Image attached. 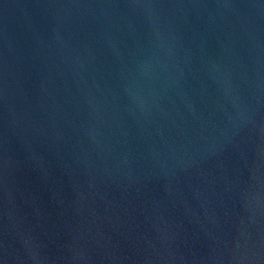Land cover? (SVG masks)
Wrapping results in <instances>:
<instances>
[{
    "label": "water",
    "instance_id": "1",
    "mask_svg": "<svg viewBox=\"0 0 264 264\" xmlns=\"http://www.w3.org/2000/svg\"><path fill=\"white\" fill-rule=\"evenodd\" d=\"M0 264H264V0H0Z\"/></svg>",
    "mask_w": 264,
    "mask_h": 264
}]
</instances>
